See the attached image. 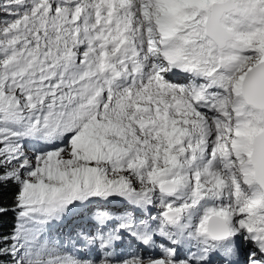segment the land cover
Returning a JSON list of instances; mask_svg holds the SVG:
<instances>
[{
    "label": "snow or ice",
    "instance_id": "6c2138e0",
    "mask_svg": "<svg viewBox=\"0 0 264 264\" xmlns=\"http://www.w3.org/2000/svg\"><path fill=\"white\" fill-rule=\"evenodd\" d=\"M0 264H264V0H0Z\"/></svg>",
    "mask_w": 264,
    "mask_h": 264
}]
</instances>
